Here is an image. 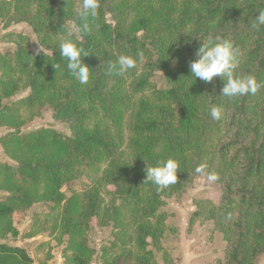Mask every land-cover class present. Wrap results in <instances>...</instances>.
I'll return each instance as SVG.
<instances>
[{"label":"trees","instance_id":"16d2710c","mask_svg":"<svg viewBox=\"0 0 264 264\" xmlns=\"http://www.w3.org/2000/svg\"><path fill=\"white\" fill-rule=\"evenodd\" d=\"M90 33L78 18L82 0H0L5 26L25 22L43 51L22 33H7L13 52L0 53V264H35L24 248L1 240L15 236L13 215L36 203L58 210L53 231L63 244V264H90L96 251L89 224L111 226L100 264H172L161 240L165 199L182 192L206 164L218 175L220 200L196 201L191 223L211 220L223 237L216 264H259L264 254V25L253 19L264 0H99ZM73 22L77 31L70 29ZM95 25H99L96 27ZM70 38L89 56L90 79L81 85L60 57ZM230 40L238 52L234 75L255 77V94L227 98L223 82L190 75L189 61L202 41ZM39 49V48H38ZM45 53V55H44ZM131 55L136 67L109 74V62ZM60 64V68L53 66ZM160 72L162 86L153 82ZM28 94L7 103L20 91ZM222 109L213 120L211 106ZM72 131H23L42 109ZM173 158L177 182L165 189L143 183L146 165ZM92 172L89 185L71 184ZM69 185L70 195L62 188ZM110 187L112 189H110ZM36 230L28 236H32ZM50 256L48 257V259ZM39 264H46L40 261Z\"/></svg>","mask_w":264,"mask_h":264},{"label":"rangeland","instance_id":"374dc122","mask_svg":"<svg viewBox=\"0 0 264 264\" xmlns=\"http://www.w3.org/2000/svg\"><path fill=\"white\" fill-rule=\"evenodd\" d=\"M72 31L77 29L73 22L69 23ZM7 33H22L31 41V48L38 49L37 38L32 28L25 22L12 23L5 26L0 20V53L13 52L15 45L7 41ZM157 87L162 86L161 73L157 72L153 77ZM28 94V90L20 91L7 101L10 103ZM42 127L53 128L55 131L70 136L72 131L66 123L58 121L50 108L42 109L41 114L29 122L23 131L36 130ZM9 130L0 127V136ZM0 162L15 166L0 147ZM93 177L92 172H85L83 176L75 180L71 187L74 191H80L89 185ZM110 189H112L110 187ZM62 191L69 196V185H65ZM0 195L2 193L0 192ZM220 200V188L215 181L210 182L205 175L194 177L190 185L177 195L165 199L160 212L167 215L165 224L167 230L161 240L172 264H216L223 258L225 242L222 234L214 228L211 220L198 218L190 225V217L196 210V201H210L217 204ZM58 210L49 204L36 203L28 210L14 212L13 221L18 233L1 240L11 246L21 247L33 258L35 264L45 261L46 264H63V244L59 233L53 231V226L58 219ZM36 232L28 236L32 231ZM111 240V226L100 227L95 218H92L88 230V242L95 249L96 255L90 264H100L98 252L102 244ZM50 258L48 259V257ZM259 264H264V254L260 257Z\"/></svg>","mask_w":264,"mask_h":264},{"label":"clouds","instance_id":"9594fccd","mask_svg":"<svg viewBox=\"0 0 264 264\" xmlns=\"http://www.w3.org/2000/svg\"><path fill=\"white\" fill-rule=\"evenodd\" d=\"M99 7V0H82V6L78 13V18L81 21L79 29L81 32L85 34L91 32ZM258 13L253 19L252 26L254 28L264 25V10H260ZM95 26L99 27V25ZM70 36L71 33L59 42L60 57L67 62L66 68L69 74L81 85H84L89 82L90 71L83 59L89 55L83 48L78 47ZM40 51H43L41 46L37 49V52ZM194 55L195 59L188 62L190 75L194 80L198 78L206 83H210L215 77H219L223 82L219 94L224 97L231 99L255 94L261 87L252 75H234L239 60L238 52L230 40L217 37L215 40L202 41ZM135 67L136 60L131 55L122 54L115 62L108 63L107 71L109 74L123 75ZM53 68L55 70L60 68V64H56ZM209 114L213 120H219L222 117V109L215 105L211 106ZM207 167L206 164H200L195 168V172L205 175L210 182L218 180V175L215 172H208ZM178 169L179 163L173 158L158 161L155 166L146 165L143 183L150 182L156 185L158 189H165L177 182Z\"/></svg>","mask_w":264,"mask_h":264}]
</instances>
